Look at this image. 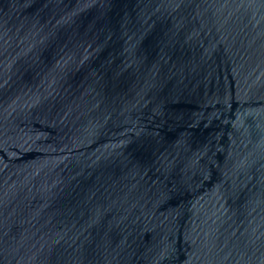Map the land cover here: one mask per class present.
<instances>
[{
	"label": "water",
	"instance_id": "water-1",
	"mask_svg": "<svg viewBox=\"0 0 264 264\" xmlns=\"http://www.w3.org/2000/svg\"><path fill=\"white\" fill-rule=\"evenodd\" d=\"M0 264H264V0H0Z\"/></svg>",
	"mask_w": 264,
	"mask_h": 264
}]
</instances>
